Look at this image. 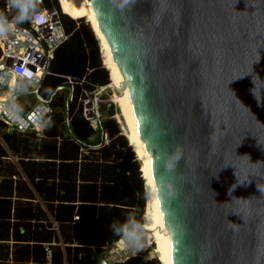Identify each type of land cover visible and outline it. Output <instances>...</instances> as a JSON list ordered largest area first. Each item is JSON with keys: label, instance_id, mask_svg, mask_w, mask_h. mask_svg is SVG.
<instances>
[{"label": "water", "instance_id": "obj_1", "mask_svg": "<svg viewBox=\"0 0 264 264\" xmlns=\"http://www.w3.org/2000/svg\"><path fill=\"white\" fill-rule=\"evenodd\" d=\"M87 2L147 148L173 263L264 264V0Z\"/></svg>", "mask_w": 264, "mask_h": 264}, {"label": "trees", "instance_id": "obj_2", "mask_svg": "<svg viewBox=\"0 0 264 264\" xmlns=\"http://www.w3.org/2000/svg\"><path fill=\"white\" fill-rule=\"evenodd\" d=\"M58 2L66 38L38 88L53 109L50 121L40 133L7 131L0 122V264H101L121 239L113 224L133 213L143 223L140 163L120 134L114 106L99 105L106 116L96 130L82 113L85 93L110 77L99 62L97 36L84 22L81 0ZM4 7L2 0L0 12ZM42 7L58 5L42 0ZM98 130L108 144L79 153V143ZM149 251L111 264H160Z\"/></svg>", "mask_w": 264, "mask_h": 264}, {"label": "built area", "instance_id": "obj_3", "mask_svg": "<svg viewBox=\"0 0 264 264\" xmlns=\"http://www.w3.org/2000/svg\"><path fill=\"white\" fill-rule=\"evenodd\" d=\"M57 4L58 8L37 9L31 19L16 25L8 36L0 38V78L8 76L0 87V122L7 131L34 130L40 133L50 121L53 109L49 100L45 107H39L37 102L25 113L17 108L16 102L23 94L18 90L26 87L24 93L33 94L38 90L43 76L48 73L47 65L55 47L66 38L58 0ZM4 12H8L6 0ZM101 87L85 93L82 100V113L92 127H96L100 120L98 102ZM13 95L15 99L11 101Z\"/></svg>", "mask_w": 264, "mask_h": 264}, {"label": "bare ground", "instance_id": "obj_4", "mask_svg": "<svg viewBox=\"0 0 264 264\" xmlns=\"http://www.w3.org/2000/svg\"><path fill=\"white\" fill-rule=\"evenodd\" d=\"M81 2L84 8V13L87 17V22L91 25L98 38L106 67L111 73L112 81L110 82L118 98V119L119 121L121 120V127L125 132V137L128 141V144L140 163L141 171L145 176L147 191L150 192V198L149 201H146L145 211L143 215V223H146L144 226V232L146 234V237H148L149 239H152L153 235L154 240L157 243L158 259L161 261V263L174 264L166 233L164 217L158 198L156 181L154 178L146 145L139 131L137 119L135 117L133 108L131 106L129 97L127 95L116 64L106 44V41L95 21L88 2L87 0H81ZM117 243V248L119 250H123L126 248L122 240H119Z\"/></svg>", "mask_w": 264, "mask_h": 264}, {"label": "clouds", "instance_id": "obj_5", "mask_svg": "<svg viewBox=\"0 0 264 264\" xmlns=\"http://www.w3.org/2000/svg\"><path fill=\"white\" fill-rule=\"evenodd\" d=\"M6 3L8 12H0V38L8 36L16 25L31 19L38 8L39 0H6ZM180 158L181 149L177 147L171 154L173 164ZM112 230L129 250L138 251L143 247L144 226L134 213L126 216L122 223L113 224Z\"/></svg>", "mask_w": 264, "mask_h": 264}, {"label": "rangeland", "instance_id": "obj_6", "mask_svg": "<svg viewBox=\"0 0 264 264\" xmlns=\"http://www.w3.org/2000/svg\"><path fill=\"white\" fill-rule=\"evenodd\" d=\"M82 9H84V8H82ZM83 14L85 15L84 10H83ZM83 19H84V22H86L88 24L86 15H85V17ZM75 20H77V19H75ZM95 38H96V36H95ZM97 39L98 38H96V40ZM97 47H98L97 49H98V55H99V62L101 64V66H103V63L105 64V60L103 58L102 51H101V48H100V45H99V41L98 40H97ZM108 71H107V73H108V77H109L110 71L109 72ZM110 78H111V73H110ZM110 81H112V80H110ZM99 98H100V101L98 102L99 103L98 105L109 106L110 104H112L114 106V115H113V117L115 118L116 121H119L118 115H117L118 114L117 113L118 98H117V94H116L114 88H113V91L111 89H109V88H106V89L102 90L100 92ZM33 100H35L34 99V95H32L30 93H23V94H21V97L19 98L18 107L21 108V110H25L26 109V111H24L23 113L29 112L32 108L30 107V105L29 106H26V108H25V105H28L29 103L33 102ZM110 100H112V103H109ZM100 116L101 117H105L106 116V113L105 112H101L100 113ZM118 124L120 126V123H118ZM120 130H121L122 134L125 135V132H124V130H123V128L121 126H120ZM140 169H141V167H140ZM141 173H142L141 174V177L143 179V188H144V192H145V197L147 199L146 201H149L150 192L147 191V185L145 183V176H144V174H143L142 171H141ZM145 224L146 223H143V226H145ZM119 240H121V239H119ZM117 242H115L112 245V247L110 248V250H108L107 253L103 257L106 260V263H108V264H111V263H113L115 261L123 260V259H125V257H127V256H129V255H131V254H133L135 252V251L129 250L128 248H125L123 250H119L117 248L118 247V243ZM142 248L143 249H147L148 248L150 250L149 251L150 252V255H151L150 257H154L156 259L158 258V255H157V243L154 240L153 235H152V239H150V240H148L145 237V242H144V245H143ZM157 260H159V259H157ZM158 262L160 264H162L160 260Z\"/></svg>", "mask_w": 264, "mask_h": 264}, {"label": "crops", "instance_id": "obj_7", "mask_svg": "<svg viewBox=\"0 0 264 264\" xmlns=\"http://www.w3.org/2000/svg\"><path fill=\"white\" fill-rule=\"evenodd\" d=\"M51 2L54 1V0H50ZM42 2V0H41ZM55 2L57 3V0H55ZM0 3H2V0H0ZM58 5V4H57ZM45 8V7H44ZM103 65L106 67V65L103 63ZM107 68V67H106ZM108 69V68H107ZM109 70V69H108ZM111 80V78H110ZM32 95H34L33 93H30ZM21 97V96H20ZM19 97V98H20ZM19 98H18V101L16 102V105H17V108L21 111V112H24L26 111L25 110H21V108L18 107V103H19ZM34 99L33 102L29 103L28 105H25V108L26 106H29L31 108H33L35 106V104H37L38 100L36 99L35 95H34ZM30 108V109H31ZM101 117V116H100ZM104 118V117H101V119ZM94 130H96L97 128L96 127H92ZM120 130V129H119ZM120 134H122L121 130H120ZM98 141V142H97ZM57 143H59V140L57 141ZM93 145L92 147H90V145ZM88 144V145H87ZM108 144V136L106 133H104L103 131H96L93 135L89 136L87 138V140H85L83 143H79V153H87L88 152V148H97V147H100V146H103V145H107ZM89 146V147H88ZM131 151V149H130ZM132 152V151H131ZM134 155V154H133ZM137 158H135L136 160ZM137 161V160H136ZM137 164H138V161H137ZM138 169H139V164H138Z\"/></svg>", "mask_w": 264, "mask_h": 264}]
</instances>
